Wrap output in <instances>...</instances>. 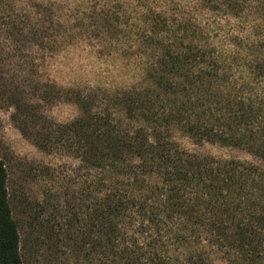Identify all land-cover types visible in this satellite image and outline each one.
I'll return each mask as SVG.
<instances>
[{
  "label": "trees",
  "instance_id": "1",
  "mask_svg": "<svg viewBox=\"0 0 264 264\" xmlns=\"http://www.w3.org/2000/svg\"><path fill=\"white\" fill-rule=\"evenodd\" d=\"M13 1L0 0L1 25L40 62L35 103L13 98V121L43 153L77 163L45 169L61 191L30 208L22 226L39 253L73 264H264V0H189L176 12V1L147 0L146 16L120 12L122 4L99 15L105 50L137 16L130 40L141 81L112 93L40 79L47 57L77 39L53 5L28 0L17 16ZM61 104L78 117L51 119ZM176 133L255 162L186 151ZM0 264H25L2 161Z\"/></svg>",
  "mask_w": 264,
  "mask_h": 264
},
{
  "label": "rangeland",
  "instance_id": "2",
  "mask_svg": "<svg viewBox=\"0 0 264 264\" xmlns=\"http://www.w3.org/2000/svg\"><path fill=\"white\" fill-rule=\"evenodd\" d=\"M28 0H14L11 5L17 16ZM53 5L56 17L70 27L72 33L69 37H76V41L69 44L56 55L47 57L46 63L39 68V78L45 81H53L66 89H80L85 93L91 91H122L132 88L140 83L143 66L137 56V46L134 50L133 38L137 16L134 14L129 21V28L120 36L114 35L112 48L105 50L107 41L100 39V31L94 29V23L101 22L98 17L104 12L112 16L119 13L118 4H122L123 10L129 14L136 11L138 17L150 14V6L147 0H36ZM167 0H149V4L157 3L164 7ZM169 11H181L183 5L189 0H169ZM157 6V5H154ZM196 16L201 17L198 12ZM205 19H210L208 18ZM212 19V18H211ZM0 22V161L8 172V187L11 195L13 217L18 221L22 234V255L25 264H73L69 256L64 260H56L53 256H45L39 253L34 238L27 236L26 222L31 218V211L36 204L43 202L49 191L60 192L59 181L46 175L45 169L70 168L76 166L74 160L59 155L49 156L26 140L16 127L13 116L14 107L11 101L15 97H28L31 103L34 101V85L36 80L35 65L40 62L37 57V49L17 46L16 37L10 34L8 26ZM79 27V30H74ZM132 31L133 36L130 32ZM113 36V35H112ZM119 41V42H118ZM25 47V48H24ZM136 52V55L126 59ZM125 53L127 54L126 56ZM23 93L17 95L16 93ZM48 116L59 123H69L78 117V109L75 105L61 104L48 111ZM179 146L189 152H194L217 159H240L242 161L255 162L244 152L233 151L213 145H196L192 140L182 135L175 134ZM60 169V170H61ZM65 170L66 169H62ZM32 243V244H31Z\"/></svg>",
  "mask_w": 264,
  "mask_h": 264
}]
</instances>
